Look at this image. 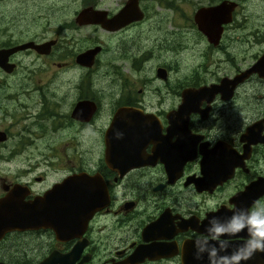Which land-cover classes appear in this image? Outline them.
<instances>
[{"label":"flooded vegetation","instance_id":"af4514ba","mask_svg":"<svg viewBox=\"0 0 264 264\" xmlns=\"http://www.w3.org/2000/svg\"><path fill=\"white\" fill-rule=\"evenodd\" d=\"M245 1L255 0H197L179 15L172 2L163 13L151 0H71L52 37L43 28L18 43L0 37V50L48 44L9 55V73L0 68V198L18 186L31 200L80 174L97 175L105 191L74 215L83 228L65 241L49 229L6 233L0 249L19 236L31 248L13 258L0 251V263L37 264L75 249L71 264H224L239 243L251 245L249 228L229 223L264 208V10L253 18ZM222 2L228 20L206 18L199 30L196 12ZM86 9L100 11V22L79 20ZM122 10L128 18L113 26ZM20 53L39 60L43 74L15 75ZM62 141L86 149L48 184V172L33 173L35 156L48 148L57 164ZM258 180L254 196L247 189ZM214 220L228 229L218 237ZM246 264H264V251Z\"/></svg>","mask_w":264,"mask_h":264},{"label":"water","instance_id":"95a60500","mask_svg":"<svg viewBox=\"0 0 264 264\" xmlns=\"http://www.w3.org/2000/svg\"><path fill=\"white\" fill-rule=\"evenodd\" d=\"M230 10L231 7L227 6L225 2H222L218 6L212 8L199 9L194 16V20L199 26V30L202 31L201 23L204 19L207 18L210 21L211 19L216 18L218 23H224L225 21L223 18L227 16V19H225L228 20ZM130 12H133L131 7ZM126 15L127 14L124 13V10H122L111 20V24H113V26L117 25V23L121 20L128 18ZM77 18L88 23H99L102 18V13L100 11L86 9L80 11ZM105 28L109 29L110 27L106 26L105 23ZM214 28L211 29L214 30ZM209 35L214 37V35L207 34L208 38ZM47 45L48 44L35 45L28 42L7 50H0V68L6 73H9L12 67V65L6 63L9 55L26 49L39 52L40 49ZM97 50L98 49L96 48L94 50L87 51L82 54V57L89 56V59L91 60L93 54ZM262 60L263 58L261 61ZM236 82L237 81L235 80H231L226 83H232V85H235ZM223 83L224 82H222V84ZM198 91L187 93L191 94ZM183 106L184 105L182 104L180 107ZM80 109L81 108L78 106L77 112H79ZM262 183L263 182H260L259 180L254 182L248 187V192L251 194V191L253 190L252 194H254V196H258L261 188L263 187ZM24 193H26L24 190L18 186H14L5 196L0 198V239L6 233L12 231L23 232L35 229H49L53 232L56 240L65 241L76 234L77 229L81 230L83 228L75 223L76 219L74 218V215L79 210H81L82 213L88 211L90 199H93L97 204V202L102 200L101 196L102 194L104 195L105 191L104 184L97 175L87 176L85 174H80L68 176L60 183L52 185L51 188L41 197L24 200ZM101 205L102 203L98 206ZM232 252L231 257L239 254L242 257L249 258L255 250H251L250 244L239 243L237 248L233 249ZM249 253L251 254L249 255ZM75 255V249L63 255L53 252L37 264H71ZM134 257L137 259L136 255ZM246 259H240L238 262H233L234 264H246Z\"/></svg>","mask_w":264,"mask_h":264},{"label":"rangeland","instance_id":"374dc122","mask_svg":"<svg viewBox=\"0 0 264 264\" xmlns=\"http://www.w3.org/2000/svg\"><path fill=\"white\" fill-rule=\"evenodd\" d=\"M94 1L99 2L100 0ZM105 1L109 5L113 6L116 0ZM154 1L156 2V4L152 3ZM157 1L161 3L158 4L159 2ZM168 2H172V8L179 9V11L173 10L174 13L180 15V13L183 12L185 15L187 12L189 14L192 12L193 7H195V4L197 3V0H151L149 6H155L157 11H162L163 13H165L164 8L167 7ZM242 7L243 10L248 11L253 16V18L261 17L264 10V0H255L252 3H246L245 1L242 3ZM47 8L55 11L60 10V13L52 12L50 14L53 15H48ZM72 8L73 6L71 0H0L1 40L4 43L7 40L13 43L26 41L27 38L29 39V36L38 34L41 28L45 29V36H47V38H50L54 35L53 31H58L57 27L55 26L57 22H54V20H58L56 18L62 19L64 16L70 15L68 12H70ZM81 31H86V29H81ZM62 33H69V27L67 25L65 26V29L62 31ZM84 34L88 33L86 32ZM17 55V60L21 61L22 66L18 68L15 75L27 74L28 68L29 71H32V73L30 74H33L35 76L43 74L41 62L39 60H35L33 55L26 56V53H20ZM190 55V52H185L182 55V59L184 60ZM196 55L198 56V53H196ZM209 58V54H207V59L209 60ZM198 62L199 59L197 57L194 64H197ZM200 64H203L202 58L200 60ZM97 133L98 132L96 130L93 131L95 137L97 136ZM67 137H73V132L72 134L67 132ZM55 148L58 149L56 154L60 156V160L58 159L57 164L54 163V160H51L52 157L48 153V148H40V156H35L36 160H38L39 163L38 166H35V168L33 169V173L40 174L43 172H48V184L56 180L57 177H59L61 174H64L67 169L70 168V162L72 161L73 157H75L76 151L84 152L86 149L85 146L73 147L72 145L68 144V142L64 141H62ZM96 156L98 155L95 153L94 160ZM58 168H61V172L56 175L57 172L54 171H58ZM35 237H38V235H36ZM27 248H31V243L27 242V238L19 236V238L14 237L10 239L6 244L3 245L0 251L4 258H6L8 255L13 258L16 256V254H21ZM6 249H8V251ZM25 253H27V251H25ZM32 257L33 255L30 254V258Z\"/></svg>","mask_w":264,"mask_h":264},{"label":"clouds","instance_id":"9594fccd","mask_svg":"<svg viewBox=\"0 0 264 264\" xmlns=\"http://www.w3.org/2000/svg\"><path fill=\"white\" fill-rule=\"evenodd\" d=\"M214 227L212 231L216 236H220L225 233L228 229L216 226L218 225L217 221H212ZM230 225L232 228L237 230L247 226L250 231V236L252 239L251 250L264 251V208L253 209L250 215H245L244 212L234 214L230 220ZM223 243V242H222ZM251 253H249L250 255ZM215 255V251H213ZM247 257H242L239 254L234 255L229 260L228 258L224 259V264H232L233 261L238 262L240 259H246Z\"/></svg>","mask_w":264,"mask_h":264},{"label":"trees","instance_id":"16d2710c","mask_svg":"<svg viewBox=\"0 0 264 264\" xmlns=\"http://www.w3.org/2000/svg\"><path fill=\"white\" fill-rule=\"evenodd\" d=\"M60 11V10H59Z\"/></svg>","mask_w":264,"mask_h":264}]
</instances>
